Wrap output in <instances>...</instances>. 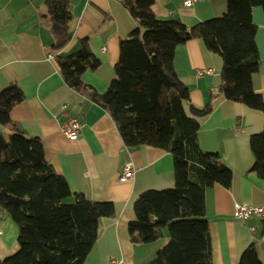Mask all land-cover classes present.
I'll use <instances>...</instances> for the list:
<instances>
[{"label": "trees", "instance_id": "1", "mask_svg": "<svg viewBox=\"0 0 264 264\" xmlns=\"http://www.w3.org/2000/svg\"><path fill=\"white\" fill-rule=\"evenodd\" d=\"M137 21L119 40L115 76L106 90L96 91L82 80L100 60L86 39L78 49L61 53L70 41L69 0H45L50 49L65 84L102 106L112 117L123 143L130 148L153 146L173 158L174 185L169 190L147 189L133 202L134 219L128 223L133 242L162 244L148 264H213L204 193L215 184L228 188L232 170L217 152L204 151L197 141L198 118L212 108L190 101L188 87L178 78L175 48L200 39L222 59L217 94L264 113V99L252 87L259 54L252 8L264 0H226L217 17L193 25L179 18H158L154 0H120ZM23 99L17 84L0 92V208L17 228L18 249L0 258V264H83L97 236L102 217H113L109 201H93L71 190L64 176L46 160L38 137L26 136L10 116ZM250 171L264 179V123L251 135ZM236 264H261L253 244Z\"/></svg>", "mask_w": 264, "mask_h": 264}, {"label": "crops", "instance_id": "2", "mask_svg": "<svg viewBox=\"0 0 264 264\" xmlns=\"http://www.w3.org/2000/svg\"><path fill=\"white\" fill-rule=\"evenodd\" d=\"M154 0L152 10L158 18H179L186 25L217 17L225 12L226 0ZM72 37L61 49L69 53L86 39L91 52L100 60L87 70L82 80L96 91L106 90L114 78L119 40L138 26L120 0H69ZM45 0H0V92L17 84L23 99L10 116L26 136L38 137L44 155L56 172L62 174L71 190L93 201L114 205L113 217H102L98 236L83 264H148L166 236L150 243L133 242L128 223L134 219L133 202L147 189L169 190L174 185L173 158L153 146L127 147L110 114L99 104L68 87L51 53V34L46 21ZM256 25L255 41L259 54L258 71L252 87L264 99V14L252 8ZM173 66L178 78L188 87L193 106L202 108L209 100L212 108L198 118L197 141L204 151L217 152L232 170L228 188L215 184L204 193L205 214L211 242L213 264H236L241 252L253 244L264 264V220L233 217L235 203L264 205V179L250 171L253 154L251 135L259 133L264 113L217 94L221 57L209 51L200 39H190L174 50ZM211 73L197 75L201 69ZM67 114L81 121L75 139L66 138L60 129L61 105ZM4 135L8 131L0 125ZM130 163L133 175L124 181L118 176ZM18 249L17 228L0 208V258Z\"/></svg>", "mask_w": 264, "mask_h": 264}, {"label": "built area", "instance_id": "3", "mask_svg": "<svg viewBox=\"0 0 264 264\" xmlns=\"http://www.w3.org/2000/svg\"><path fill=\"white\" fill-rule=\"evenodd\" d=\"M195 0H184V5H189ZM48 58H52L51 54H48ZM212 69H201L197 71L198 76H202L204 73H211ZM66 104L61 105L62 118L60 121V129L62 134L68 139H75L78 136L81 128V121L72 115L67 114ZM133 175V169L130 163L125 164L119 172V180L124 181L131 178ZM233 217L239 221H245L249 217H258L264 220V205H250L247 203H235L233 206ZM108 264H117L116 260H111Z\"/></svg>", "mask_w": 264, "mask_h": 264}]
</instances>
